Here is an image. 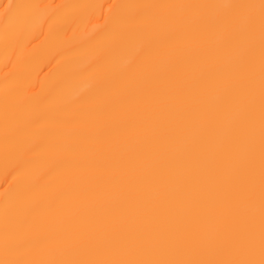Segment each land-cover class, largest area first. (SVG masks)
Listing matches in <instances>:
<instances>
[{
  "label": "bare ground",
  "instance_id": "1",
  "mask_svg": "<svg viewBox=\"0 0 264 264\" xmlns=\"http://www.w3.org/2000/svg\"><path fill=\"white\" fill-rule=\"evenodd\" d=\"M0 264H264V0H0Z\"/></svg>",
  "mask_w": 264,
  "mask_h": 264
}]
</instances>
